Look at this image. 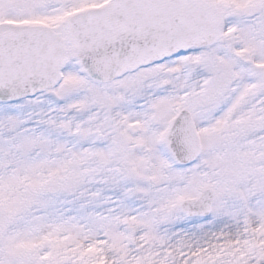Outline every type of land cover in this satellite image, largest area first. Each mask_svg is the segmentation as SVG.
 I'll list each match as a JSON object with an SVG mask.
<instances>
[{
    "label": "snow or ice",
    "instance_id": "1",
    "mask_svg": "<svg viewBox=\"0 0 264 264\" xmlns=\"http://www.w3.org/2000/svg\"><path fill=\"white\" fill-rule=\"evenodd\" d=\"M0 264H264V0H0Z\"/></svg>",
    "mask_w": 264,
    "mask_h": 264
}]
</instances>
